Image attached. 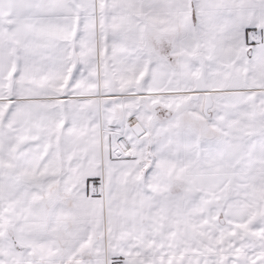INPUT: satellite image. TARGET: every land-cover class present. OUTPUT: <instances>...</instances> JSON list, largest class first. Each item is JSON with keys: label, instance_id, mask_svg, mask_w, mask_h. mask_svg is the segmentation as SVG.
I'll return each instance as SVG.
<instances>
[{"label": "snow or ice", "instance_id": "1", "mask_svg": "<svg viewBox=\"0 0 264 264\" xmlns=\"http://www.w3.org/2000/svg\"><path fill=\"white\" fill-rule=\"evenodd\" d=\"M0 264H264V0H0Z\"/></svg>", "mask_w": 264, "mask_h": 264}]
</instances>
